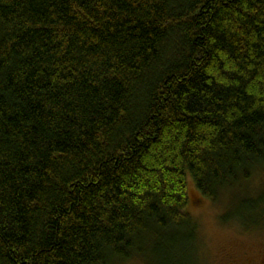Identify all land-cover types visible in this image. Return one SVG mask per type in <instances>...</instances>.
Listing matches in <instances>:
<instances>
[{"label": "trees", "instance_id": "16d2710c", "mask_svg": "<svg viewBox=\"0 0 264 264\" xmlns=\"http://www.w3.org/2000/svg\"><path fill=\"white\" fill-rule=\"evenodd\" d=\"M188 178L264 240V0H0V264H204Z\"/></svg>", "mask_w": 264, "mask_h": 264}, {"label": "rangeland", "instance_id": "374dc122", "mask_svg": "<svg viewBox=\"0 0 264 264\" xmlns=\"http://www.w3.org/2000/svg\"><path fill=\"white\" fill-rule=\"evenodd\" d=\"M187 213L200 227V260L204 264H264V240L246 236L233 227H223L219 216L224 204L217 207L187 180ZM264 237V236H263ZM131 264V263H130ZM136 264V263H132Z\"/></svg>", "mask_w": 264, "mask_h": 264}]
</instances>
